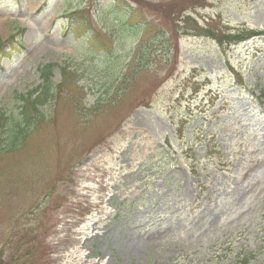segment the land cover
Here are the masks:
<instances>
[{
	"label": "rangeland",
	"instance_id": "374dc122",
	"mask_svg": "<svg viewBox=\"0 0 264 264\" xmlns=\"http://www.w3.org/2000/svg\"><path fill=\"white\" fill-rule=\"evenodd\" d=\"M187 15L261 30L264 0H0V110L17 118L42 67L61 86L0 151V264H264V36L221 47ZM142 24L169 43L132 74Z\"/></svg>",
	"mask_w": 264,
	"mask_h": 264
},
{
	"label": "trees",
	"instance_id": "16d2710c",
	"mask_svg": "<svg viewBox=\"0 0 264 264\" xmlns=\"http://www.w3.org/2000/svg\"><path fill=\"white\" fill-rule=\"evenodd\" d=\"M128 22L131 23L132 20L129 18ZM184 27L186 25H194L198 30V35H203L211 37L214 39L218 45L223 47L224 45H236L240 42L251 40V38L264 36V30H254V29H240L239 31H229L222 32L221 30H212L210 28H203V26L198 25L197 20L195 21L192 16L182 18L179 22ZM74 33L78 31L76 26V21L74 22ZM121 36L126 33V29L122 28ZM136 33V39L138 40L137 47L135 48L136 52L132 57V62L130 67H128L129 72L138 74V71L146 69L152 62L157 61L155 58L152 59V51L150 50L157 43H163V45H168L169 39L165 38V33L157 35L152 32L150 33V28L145 24L133 28ZM87 33V32H85ZM84 33V34H85ZM189 31H179L180 35H186ZM191 33V31H190ZM178 34V35H179ZM109 45L107 43L102 44V49H104L108 55H110L116 49V40L117 44L120 41L119 35L116 32V38L113 34L109 35ZM94 45L91 46V48ZM88 54H96L99 51L90 50ZM144 61L146 64L143 65ZM54 67L55 66H46L39 69L41 84L29 91L27 94L19 97V113L17 118H7L6 113L0 110V151L2 154H14L19 152L31 133L35 131L45 120V117L42 113L43 109L47 106L52 105L57 100L58 92L61 86H56L53 84L54 79ZM63 82H68L73 79L74 73L70 72L69 68L60 69ZM82 90V89H80ZM11 122V127H10ZM5 143V144H4ZM4 152V153H3ZM13 179L21 183L23 178L19 175L13 177ZM45 202V201H44ZM34 210H40L42 208L41 202L36 203ZM251 253L243 257L240 264H250L249 258Z\"/></svg>",
	"mask_w": 264,
	"mask_h": 264
},
{
	"label": "bare ground",
	"instance_id": "6f19581e",
	"mask_svg": "<svg viewBox=\"0 0 264 264\" xmlns=\"http://www.w3.org/2000/svg\"><path fill=\"white\" fill-rule=\"evenodd\" d=\"M70 261H68L66 264H101V261L96 262L90 259L89 255H86L84 257L77 256V258L73 259L70 257ZM103 261V260H102Z\"/></svg>",
	"mask_w": 264,
	"mask_h": 264
}]
</instances>
